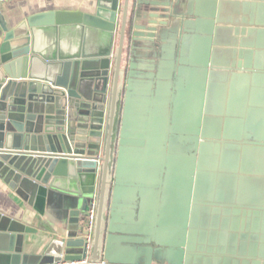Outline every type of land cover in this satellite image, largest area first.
Returning <instances> with one entry per match:
<instances>
[{
    "label": "water",
    "instance_id": "1",
    "mask_svg": "<svg viewBox=\"0 0 264 264\" xmlns=\"http://www.w3.org/2000/svg\"><path fill=\"white\" fill-rule=\"evenodd\" d=\"M184 2L0 13V177L63 230L26 252L0 212V264H264V0Z\"/></svg>",
    "mask_w": 264,
    "mask_h": 264
},
{
    "label": "crops",
    "instance_id": "2",
    "mask_svg": "<svg viewBox=\"0 0 264 264\" xmlns=\"http://www.w3.org/2000/svg\"><path fill=\"white\" fill-rule=\"evenodd\" d=\"M179 8L180 13L183 15L193 16L196 13L201 17H209L213 10V6L210 5V0H205L207 4L201 5L194 9L189 8L188 0ZM220 1V0H218ZM253 3L254 0H249ZM236 7H227L226 16H232L236 18ZM212 9V10H211ZM178 10V11H179ZM47 11H70V12H84L93 14L95 12V0H6L0 1V13L4 15L10 25H15L17 22L25 19L26 17ZM218 14V12H217ZM192 27V25H188ZM191 29V28H189ZM54 33V31H53ZM192 32H183L182 44L184 45L180 49V56L183 53L184 57L189 60L194 49L199 50L200 45L203 46V40H198L201 43L195 42L196 39L192 38ZM45 36V35H44ZM79 33L77 30L71 32V39L79 43ZM46 41L51 44V50L61 49L64 35L60 31L56 30V33L52 37L53 40L47 39ZM85 37V36H84ZM55 40V41H54ZM195 40V41H194ZM83 41H81L82 43ZM54 44V45H53ZM53 45V46H52ZM199 76V75H197ZM193 76L190 75L189 79ZM164 100L161 102L163 103ZM0 212L19 220L23 223H27L39 228L37 233H29L25 235L24 250L30 253H42L43 249L52 239L58 238L61 232L56 219L51 215V210L48 208L45 215L37 212L33 205H30L27 201L19 197L16 192L10 188V186L0 177ZM156 261H153L155 264Z\"/></svg>",
    "mask_w": 264,
    "mask_h": 264
},
{
    "label": "built area",
    "instance_id": "3",
    "mask_svg": "<svg viewBox=\"0 0 264 264\" xmlns=\"http://www.w3.org/2000/svg\"><path fill=\"white\" fill-rule=\"evenodd\" d=\"M0 1H6V0H0ZM96 201L93 200L90 206V209L88 211V215L87 218L85 220V234L84 237L86 239V242L88 243V248L91 245V241H92V233L94 230V222H95V215H96ZM104 263V262H102ZM60 264H88V260H84L81 262H63Z\"/></svg>",
    "mask_w": 264,
    "mask_h": 264
},
{
    "label": "flooded vegetation",
    "instance_id": "4",
    "mask_svg": "<svg viewBox=\"0 0 264 264\" xmlns=\"http://www.w3.org/2000/svg\"><path fill=\"white\" fill-rule=\"evenodd\" d=\"M193 16H194V15H193ZM205 19H206V18H205ZM207 24H208V22L204 21L202 28H203V29L206 28V27L208 26ZM198 36L200 37L199 40H200V39H206V38H207V34H206L204 31H200V32L198 33Z\"/></svg>",
    "mask_w": 264,
    "mask_h": 264
},
{
    "label": "rangeland",
    "instance_id": "5",
    "mask_svg": "<svg viewBox=\"0 0 264 264\" xmlns=\"http://www.w3.org/2000/svg\"><path fill=\"white\" fill-rule=\"evenodd\" d=\"M155 261H156V260H155ZM155 264H162V262H160V261L157 260V261L155 262Z\"/></svg>",
    "mask_w": 264,
    "mask_h": 264
}]
</instances>
